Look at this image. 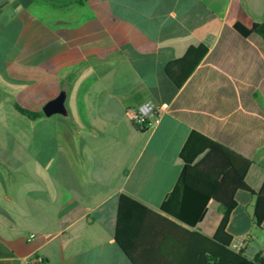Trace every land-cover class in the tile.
Instances as JSON below:
<instances>
[{
	"label": "crops",
	"instance_id": "0c3cea01",
	"mask_svg": "<svg viewBox=\"0 0 264 264\" xmlns=\"http://www.w3.org/2000/svg\"><path fill=\"white\" fill-rule=\"evenodd\" d=\"M263 20L264 0H0V264H132L115 241L120 194L158 210L181 171L209 201L188 240L165 235L159 254L243 260L213 236L217 176L178 157L191 131L250 161L253 193L236 191L226 232L263 252L264 39L230 30ZM199 44L176 86L165 65ZM61 91L66 114L13 106L42 111ZM148 101L159 119L142 130L127 108Z\"/></svg>",
	"mask_w": 264,
	"mask_h": 264
},
{
	"label": "trees",
	"instance_id": "16d2710c",
	"mask_svg": "<svg viewBox=\"0 0 264 264\" xmlns=\"http://www.w3.org/2000/svg\"><path fill=\"white\" fill-rule=\"evenodd\" d=\"M230 30L241 38L256 33L264 39V20L255 22L251 28L237 23ZM206 51L204 44L190 46L181 57L167 62L166 74L176 86H180ZM13 106L30 119L43 114L41 110H30L17 102ZM145 129L144 126L142 130ZM178 157L204 175L217 176L211 197L219 204L221 217L213 236L221 243L230 244L232 237L226 232V224L236 206L234 195L238 189L252 192L245 182L250 161L196 131L189 133ZM208 201L209 196L186 183L184 171L179 173L158 210L122 193L117 204L115 241L132 264H170L157 250L160 240L170 235L187 241L189 227L200 221ZM253 206L254 223L260 225L264 220V198L256 197ZM208 264H264V251L246 256L236 263L209 255Z\"/></svg>",
	"mask_w": 264,
	"mask_h": 264
},
{
	"label": "built area",
	"instance_id": "2783aa9c",
	"mask_svg": "<svg viewBox=\"0 0 264 264\" xmlns=\"http://www.w3.org/2000/svg\"><path fill=\"white\" fill-rule=\"evenodd\" d=\"M127 113L132 121L138 124L141 128H144V126L148 128L159 119L158 106L152 101H148L135 108H127ZM230 246L246 256H253L255 254L248 245L247 236L233 238L230 242ZM32 262L41 264L43 260L37 257L34 258Z\"/></svg>",
	"mask_w": 264,
	"mask_h": 264
},
{
	"label": "water",
	"instance_id": "95a60500",
	"mask_svg": "<svg viewBox=\"0 0 264 264\" xmlns=\"http://www.w3.org/2000/svg\"><path fill=\"white\" fill-rule=\"evenodd\" d=\"M65 93L61 91L54 98L45 102L42 106V112L49 116L54 113L66 114V108L64 106Z\"/></svg>",
	"mask_w": 264,
	"mask_h": 264
},
{
	"label": "rangeland",
	"instance_id": "374dc122",
	"mask_svg": "<svg viewBox=\"0 0 264 264\" xmlns=\"http://www.w3.org/2000/svg\"><path fill=\"white\" fill-rule=\"evenodd\" d=\"M1 119V118H0Z\"/></svg>",
	"mask_w": 264,
	"mask_h": 264
}]
</instances>
